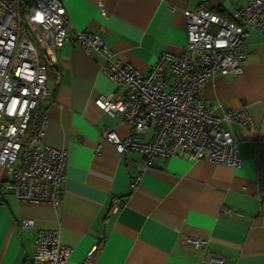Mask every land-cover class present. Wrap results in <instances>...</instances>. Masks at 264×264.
Segmentation results:
<instances>
[{
  "label": "crops",
  "instance_id": "obj_1",
  "mask_svg": "<svg viewBox=\"0 0 264 264\" xmlns=\"http://www.w3.org/2000/svg\"><path fill=\"white\" fill-rule=\"evenodd\" d=\"M63 1L73 28L99 33L113 53L145 71L162 51H182L185 9L234 20L245 0ZM243 43L242 73L216 74L200 90L221 110H248L253 128L227 125L243 158L239 168L178 154L157 156L145 167L136 151L121 156L102 132L113 128L125 137L130 125L94 101L120 93L100 69L103 55L70 41L58 47L55 62L41 55L50 90L42 140L66 150V178L52 205L23 203L0 164V264H23L36 232L57 227L72 248L67 264H79L93 246L91 264H201L211 256L225 264H264V32L248 29ZM151 135L150 127L141 137ZM113 196L122 202L116 211ZM24 218L33 224L23 227ZM187 237L207 243L195 247Z\"/></svg>",
  "mask_w": 264,
  "mask_h": 264
},
{
  "label": "built area",
  "instance_id": "obj_2",
  "mask_svg": "<svg viewBox=\"0 0 264 264\" xmlns=\"http://www.w3.org/2000/svg\"><path fill=\"white\" fill-rule=\"evenodd\" d=\"M183 13L182 51H162L142 71L113 53L99 33L73 28L63 0H0V164L11 175L19 202L52 205L62 195L67 152L42 140L50 90L41 55L55 62L58 47L67 41L78 43L87 53H101V71L120 89L114 98L99 95L94 101L130 125L125 137L113 128L102 132L121 156L136 151L145 167L157 156L173 154L242 166L239 144L227 125L239 122L253 128L247 108L221 110V104L209 102L200 90L216 74L242 73L245 33L264 32V0H245L235 10L234 20L201 7ZM150 127L151 137H141ZM95 150L99 153L98 146ZM138 180L139 175L132 178L130 186L134 188ZM121 203L113 196L111 211ZM32 224L31 218L21 222L23 227ZM187 241L195 247L207 243L193 237ZM95 250L90 248L79 264H91ZM71 252L61 242L58 227L42 228L23 264H67ZM201 264L225 262L211 256Z\"/></svg>",
  "mask_w": 264,
  "mask_h": 264
},
{
  "label": "trees",
  "instance_id": "obj_3",
  "mask_svg": "<svg viewBox=\"0 0 264 264\" xmlns=\"http://www.w3.org/2000/svg\"><path fill=\"white\" fill-rule=\"evenodd\" d=\"M41 60H42V58H41ZM48 60H49V59H48ZM43 62H44V61H43ZM44 64L46 65V63H45V62H44ZM46 68H47V65H46ZM2 186H3V185L1 184V185H0V188H1Z\"/></svg>",
  "mask_w": 264,
  "mask_h": 264
},
{
  "label": "snow or ice",
  "instance_id": "obj_4",
  "mask_svg": "<svg viewBox=\"0 0 264 264\" xmlns=\"http://www.w3.org/2000/svg\"><path fill=\"white\" fill-rule=\"evenodd\" d=\"M37 19L39 20V19H41V17L40 16H37Z\"/></svg>",
  "mask_w": 264,
  "mask_h": 264
}]
</instances>
